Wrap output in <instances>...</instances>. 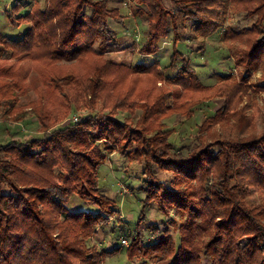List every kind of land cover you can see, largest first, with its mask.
Instances as JSON below:
<instances>
[{
	"label": "trees",
	"instance_id": "16d2710c",
	"mask_svg": "<svg viewBox=\"0 0 264 264\" xmlns=\"http://www.w3.org/2000/svg\"><path fill=\"white\" fill-rule=\"evenodd\" d=\"M170 1L180 8L187 19L195 22L196 38L206 41L220 29L215 25L219 19V13L214 7L217 0ZM231 1L237 8L242 7L241 10L248 12L249 4H255V10H258L261 7L259 3L264 0ZM141 3L146 5L148 10L145 15L150 21L147 46L154 42L158 51V42L169 36L172 28L176 29V17L167 9L165 0H141ZM87 8L92 9L90 14ZM120 13L119 8H109L104 0H49L45 10H39L31 16L33 25L26 29L22 38L11 39L0 30V83L4 81L2 84L7 90L20 88L21 81L27 82L31 74L28 61L41 60L46 68L45 71H40L41 81L45 87H49V78L54 82L60 79V67L55 63L77 62L78 65L72 70H66L62 79L67 78L70 83L76 82L78 87H83L97 108H110L114 114L138 108L145 110L150 118L163 119L166 112L169 114L176 110L185 113L188 101L193 107L206 94L215 90L226 92L227 85L221 86L224 83L238 81L237 78L233 81L234 78L222 76L224 83L218 85L220 89L206 87L196 76V70L190 63L187 60L184 62L179 51L174 52L169 66L171 72L177 71V75L173 77H167L165 70L158 64L131 67L105 58L101 53L102 48L96 51L94 48L98 42L106 45L114 41L116 35L109 29L108 21L123 17ZM7 18L10 22L11 15L8 14ZM258 19L250 33L230 29L228 34L222 36L226 41L243 46L237 47L236 51L241 55L236 53L235 62L241 68V83L234 84L229 93L226 92L227 100L235 96L242 98L248 90L246 87H249L247 82L251 75L264 66V17L258 16ZM155 51L149 49L145 54H154ZM12 59L17 61L6 67ZM180 62L182 69L177 70ZM143 74L155 75V84L137 86L138 81L145 78L140 77L146 76ZM7 79L13 81L9 83L5 81ZM127 81L132 83V88V85H125ZM162 81L180 87V91L170 92L164 86L158 87V82ZM42 92L40 88L38 93L42 95ZM12 99L15 103L16 95ZM170 99L174 100L172 104L167 101ZM194 100L196 101L193 102ZM175 105L177 108L173 109ZM95 106L90 103L91 109ZM34 111L38 112L35 108ZM91 113L82 120L81 125L56 130L53 136H44L45 138L18 145H15L16 142L6 147L0 145V264H105L108 255L118 250H99L89 243L112 220L108 216L110 212L107 207L109 209V202L114 205V201L104 194L99 197V169L107 158L98 164L89 155L75 159L72 153L73 147L88 151L94 149L100 141L120 140L123 132L120 129L113 130L112 124L108 122L104 128L105 138L97 139L91 134H84L89 127V120L101 118L100 120L107 121L111 117L99 115L94 110ZM112 121L120 125L118 120ZM140 130L135 129L130 133L138 135L132 138L134 143L138 142L141 147L150 143L156 153L160 151L163 154L166 150H171L174 157H181L178 155L182 152V143L171 141L170 131L166 134L167 142H157L151 138L148 143L139 136L142 133ZM227 144L229 150L220 148L213 159L206 158V169L192 163L198 171L188 179L204 183L200 188L204 191L198 197L201 206L192 201L197 196L175 194L179 190L174 187L173 194H166L165 199L170 202L169 206L176 215H182L183 218L188 215V219L181 222L178 228L180 245L177 250L170 233L161 238L158 233H151L156 237L151 241H146L141 234L143 250L138 252L139 244L133 245L139 243L137 236L140 234L143 214L136 232L131 235L133 247L128 248L129 260L136 254H144L147 252L145 248H149L161 261H172V264H203L204 261L209 264H264V196H260V201L248 208L244 197L249 195L241 192L244 186L251 185L264 190V150L260 148L262 143L252 141ZM158 149L160 150L157 151ZM221 156L225 157V162L217 169ZM245 165H251L253 171L249 168L246 170ZM60 166L64 167L67 175H58ZM151 167L149 170L145 169L144 174L150 176L154 170L153 163ZM214 169L220 171L217 172L216 179ZM178 180L172 179L171 183ZM79 181L90 187L92 200L86 199V194H81L80 198L87 204L97 206L95 213L68 211L67 205L76 193L73 185ZM166 181L170 183V180ZM228 181H234L235 185L231 186ZM139 189L145 195L143 207L146 209L150 195L142 186ZM27 195H31V202ZM159 207L163 211V205L160 204ZM218 219L221 223L214 227L213 221ZM198 220L202 222L198 233H192L196 229L193 225L198 224ZM211 230L217 231L211 241L202 243L201 240L198 243L194 240V235L206 231L209 233Z\"/></svg>",
	"mask_w": 264,
	"mask_h": 264
},
{
	"label": "rangeland",
	"instance_id": "374dc122",
	"mask_svg": "<svg viewBox=\"0 0 264 264\" xmlns=\"http://www.w3.org/2000/svg\"><path fill=\"white\" fill-rule=\"evenodd\" d=\"M48 1L0 0L1 32L11 39L22 38L27 31L26 29L33 25L31 16H34L39 10H45ZM104 1L107 2L109 8H119L120 15L123 17L108 21L109 29L114 32L116 38L106 45H101L98 42L94 48L95 51L102 48L101 53L104 54L105 58L117 64L131 67L133 65L147 67L158 64L165 70L167 77L177 75V71L171 72L169 66L174 52L179 51L184 62L187 60L190 63L196 70V76L206 87H211V89L218 87L217 89H220L218 85L224 83L222 76L234 78L233 81H236L237 78L238 81L236 82L230 80L221 85H227L228 89H225L227 93L234 84L241 83V68L239 65H235V62L236 53L238 56L241 55L236 49L243 46L237 42L226 41L222 36L228 34L230 29L250 33L255 22L259 20L258 16L259 18L264 17V1L259 3L261 7L258 10H255V4H249L248 12H246L241 10L242 7L239 9L233 5L231 0H217V5L214 7L219 13V19L215 25L219 26L220 29L204 41L201 38H196L195 22L187 19L176 4L170 0H165L167 9L176 17V29L172 28L170 35L163 37L158 42L157 51L154 42L151 46H147L150 21L145 15L148 9L144 3H141V0H138L137 3L134 0ZM91 10L87 8L88 14L92 12ZM8 14L11 15L10 22L7 18ZM253 40L255 41L252 38ZM149 49L157 52L145 54ZM16 61L17 59L9 60L5 66L10 67L11 62ZM28 65H31L30 77L27 82L21 81L20 88L7 90L2 84L4 81L0 83L2 88L0 89V145L2 147L12 145L13 142H16L15 145L29 143L34 139L45 138L44 136H53L56 130L72 128L76 124L81 125L82 120L92 114L91 111L93 110L99 115L111 116L108 118L110 121H102L101 118L91 119L88 129H86L87 132L90 131L88 133L84 131V134H91L97 139L105 138L104 128L108 122L112 124L113 130L120 129L123 132V137L120 140L100 141L96 143L94 149L88 151L73 147L72 153L75 159L89 155L98 164L107 158L105 164L99 169L101 191L99 197L104 194L114 201V205L109 202V209L107 207L108 212H110L108 216H111L112 220L104 225L89 242L97 246L99 250L104 249L109 252L118 249L116 253L108 255L105 264H144V262H148V264H172V261H161L158 255L153 254L149 248H145L147 252L141 255L136 254L131 260L128 256V248L132 249L133 246L139 244L138 252L143 250L141 249V234L148 241L156 238L151 233H158L160 238L170 233L171 240L177 250L180 245L178 228L181 222L184 223L188 219V215H185V218L182 215H176L169 206L170 202L165 199L166 194H173L174 187L179 190L174 192L175 194L197 196L192 201L198 202L201 206L202 203L198 197L199 193L204 191L200 189L204 183L188 179L198 171V169H194V166H203L206 169L208 167L206 158L213 159L217 156L220 148L229 150L228 142H261L260 148L264 150V66L251 75L247 82L249 87L246 88L248 90L242 98L235 96V98L227 100L228 94L226 92L215 90L200 99L198 98L199 102L193 107L188 101L185 105V113L175 110L169 114L166 112L163 119L160 117L156 119V117L150 118L145 110L138 108L135 111H120L117 114H114L110 108H97L90 95H86L83 87H78L76 82L75 84L70 83L67 78L62 79L66 70H72L78 65L77 62L60 61L55 63L60 67V79L54 82L49 78L47 83L49 87H45L41 81L40 71H45V63L41 60L28 61ZM55 65L54 67H56ZM182 66V62H180L177 70L182 69ZM143 75L146 76L140 77L145 78L139 80L137 86L155 84V75ZM16 78L17 76L14 77L15 80ZM5 81L10 83L13 79ZM125 85L130 86L132 83L127 81ZM162 86L170 92L180 91V87L173 84L165 81L158 82V87ZM40 88L43 90L42 95L38 93ZM13 95H16L15 103H13ZM167 101L172 104L174 100ZM90 103L95 106L93 109H91ZM34 108L38 112H35ZM176 108L175 105L173 109ZM113 119L118 120L120 125H116L112 121ZM139 128L142 132L139 136L148 143L151 142V138L157 142L159 140L167 142L166 134L170 131L171 141L174 140L177 144L182 143V152L178 155L181 157H174L171 150H166V153L161 154L159 153L160 149H158L159 152L156 153L150 143L144 147H141L138 142L134 143L132 138L138 135L130 133ZM191 159L194 161H190ZM219 160L217 169L221 163L225 162V157L221 156ZM152 163L154 170L150 176H147L144 174L145 169L149 170ZM192 163L196 165L192 166ZM184 165L188 167L183 168ZM245 166L246 170L247 168L252 170L251 165L250 167ZM217 169L213 170L215 179L218 177L217 172H220ZM58 173L59 176L67 175L63 166L58 168ZM175 178L179 180L171 183V180ZM166 180H170V183ZM229 184L233 186L235 182L232 181ZM19 185L23 187L21 184ZM84 185L82 181L73 185L76 193L72 195L67 205L70 213H95L97 211V206L87 204L80 198L81 194H86V199L92 200L90 195L93 193L90 192V187ZM20 186L17 185L18 188ZM141 186L150 195L149 206L146 209L143 207L145 195L139 189ZM242 190L241 192L249 195L244 197L245 206L248 208H252L256 202L260 201V196H264V190L254 185L244 186ZM93 196L95 198V195ZM27 197L30 198L28 199L30 202L33 200L31 195H27ZM160 204L163 205V211L159 207ZM141 218L143 222L140 225V234L137 236L139 243L131 246V235L136 232ZM219 220L213 221L212 225L215 227L217 223H221ZM200 223H202L201 220H198V224L193 225L196 229L192 233H198ZM216 233L217 231L211 230L209 233L206 231L200 235L196 234L194 240L198 243L201 240L202 243H207L212 240ZM124 239L128 241L126 246L122 243ZM245 243L243 244L245 245ZM203 264L209 263L204 261Z\"/></svg>",
	"mask_w": 264,
	"mask_h": 264
},
{
	"label": "built area",
	"instance_id": "2783aa9c",
	"mask_svg": "<svg viewBox=\"0 0 264 264\" xmlns=\"http://www.w3.org/2000/svg\"><path fill=\"white\" fill-rule=\"evenodd\" d=\"M122 243H123V245H127L128 244V241L126 240V239H124L123 241H122Z\"/></svg>",
	"mask_w": 264,
	"mask_h": 264
}]
</instances>
